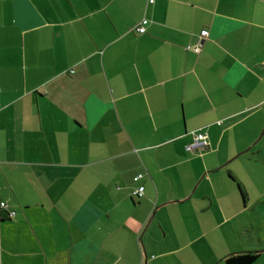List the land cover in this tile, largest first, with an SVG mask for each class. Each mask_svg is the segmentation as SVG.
Masks as SVG:
<instances>
[{
  "label": "crops",
  "instance_id": "0c3cea01",
  "mask_svg": "<svg viewBox=\"0 0 264 264\" xmlns=\"http://www.w3.org/2000/svg\"><path fill=\"white\" fill-rule=\"evenodd\" d=\"M263 115L264 0H0V264H264Z\"/></svg>",
  "mask_w": 264,
  "mask_h": 264
},
{
  "label": "built area",
  "instance_id": "2783aa9c",
  "mask_svg": "<svg viewBox=\"0 0 264 264\" xmlns=\"http://www.w3.org/2000/svg\"><path fill=\"white\" fill-rule=\"evenodd\" d=\"M147 3H153L155 0H146ZM148 23V19L144 18L137 26H136V30L139 32V33H144L146 31V24ZM208 34V31L205 29L202 31V34L201 36L202 37H205L206 35ZM188 49H192L194 50L195 52H200L201 50V45L200 44H197L195 46H191L189 45L188 46ZM194 143L192 144V146H199V145H202V144H206L207 143V133H198L195 135L194 137ZM143 177V174L140 173L138 175L135 176L134 180L135 181H138L140 180V178ZM144 191H145V187L143 185H140L136 190H135V194L138 195V196H143L144 195ZM0 207L1 208H6L7 207V203L3 200H0ZM8 215L10 217L14 216L15 215V211H8Z\"/></svg>",
  "mask_w": 264,
  "mask_h": 264
},
{
  "label": "trees",
  "instance_id": "16d2710c",
  "mask_svg": "<svg viewBox=\"0 0 264 264\" xmlns=\"http://www.w3.org/2000/svg\"><path fill=\"white\" fill-rule=\"evenodd\" d=\"M198 133H207V131H206V128L205 127H203V128H201V130L199 131V132H197V133H195V135L196 134H198ZM195 135H194V137H195ZM207 138H208V133H207ZM195 141V140H194ZM194 143V142H193ZM192 143V144H193ZM207 143H208V141H207ZM207 143L206 144H202V145H199V146H193L194 148L195 147H201V148H203L205 145H207ZM138 174H140V173H138ZM137 174V175H138ZM143 174V177H144V173H142ZM229 175H230V177L231 178H233V179H235L234 177H233V175L231 174V173H229ZM136 176V175H135ZM135 176H134V178H135ZM143 177H141L140 178V180L143 178ZM140 180H138V181H135V182H139ZM236 180V179H235ZM238 183V182H237ZM140 185H142V184H140ZM139 185V186H140ZM138 186V187H139ZM144 186V185H143ZM137 187V188H138ZM145 187V186H144ZM136 188V189H137ZM238 188H239V191L241 192V194H244V191H243V187L240 185V184H238ZM135 189V190H136ZM135 190H134V192H135ZM133 192V194L135 195V196H137L138 198H141V197H143V196H138V195H136L135 193ZM144 194H145V191H144ZM6 218H11L9 215H8V212H7V214H6ZM259 257H260V252L259 251H242V252H235V253H231V254H228V255H226L225 257H224V260H225V263L226 264H253V263H255L258 259H259Z\"/></svg>",
  "mask_w": 264,
  "mask_h": 264
},
{
  "label": "rangeland",
  "instance_id": "374dc122",
  "mask_svg": "<svg viewBox=\"0 0 264 264\" xmlns=\"http://www.w3.org/2000/svg\"><path fill=\"white\" fill-rule=\"evenodd\" d=\"M262 123H264V115H263V117H262ZM262 132L264 133V124H263V128H262V130H261L260 135L262 134ZM263 142H264V137H263Z\"/></svg>",
  "mask_w": 264,
  "mask_h": 264
}]
</instances>
